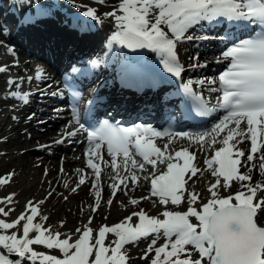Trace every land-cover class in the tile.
<instances>
[{
  "label": "snow or ice",
  "instance_id": "6c2138e0",
  "mask_svg": "<svg viewBox=\"0 0 264 264\" xmlns=\"http://www.w3.org/2000/svg\"><path fill=\"white\" fill-rule=\"evenodd\" d=\"M97 3L104 4L105 0H97ZM83 15L95 21L100 19L92 7H88ZM104 15L113 18L116 25V31L108 37L109 50L113 43L133 50L150 49L160 57L164 70L177 78L185 70L178 57L177 45L182 41L210 39L187 34L201 22L227 21L241 28L255 25L260 31L253 29L254 35L233 42L221 51L216 60L227 62V67L217 79H189L180 85L198 116L223 110L210 129L172 133L142 125L122 127L108 120L89 128L73 104L72 119L65 126L62 137L54 143L70 142V138L86 133V166L92 170V187L96 189L92 211L101 206L102 163L115 173L110 185L113 197L118 191L127 194L126 190H132L128 181L132 186L145 181L150 184V195L130 198V205L139 207L141 200L157 197L151 202L158 209L163 206V211L159 215H149L140 208L120 222L102 225L98 230L90 226L92 217L89 216L87 224L65 234L34 222L37 216L42 221L48 217L40 213L43 200L35 203L30 200L25 211L11 222L0 219V264H21L19 259H11V254L32 264L37 261L39 264H130L126 246L150 236L165 238L158 247H153L156 244L153 239L144 253L142 258H149V252L154 253L151 264H264V181L252 183L250 173L255 164L247 171H241L249 162L258 159L259 172L264 175V0H119L118 5ZM220 39L226 43L228 38ZM103 62L97 59L88 64L95 69ZM206 66L207 62L189 65L190 68ZM4 71L7 68L0 67V72ZM71 72L77 74L81 69L72 67ZM42 76V70H38L36 78ZM8 83L14 82L9 80ZM217 83L218 87L208 88L209 93H219L209 107V101L195 91L193 85ZM58 94L52 93L53 96ZM10 95L28 101L27 93L12 91ZM164 136L169 137V143L161 148L155 141ZM174 137L187 139L189 147L196 144L202 152L211 149L214 155L204 159L207 168L201 169L194 163L196 152H190L189 147L170 149ZM248 142V147H240ZM104 149L110 160H105ZM147 166H151V171ZM77 172L81 174L79 188L88 181L83 169H77ZM205 172L215 179L207 186L210 193L207 202L198 203L200 194L189 181L198 174L203 177ZM12 176L13 173H8L0 178V184L8 183ZM222 190L226 194H221ZM4 199L12 203L11 196ZM106 203L110 206L113 200L110 198ZM185 204L186 210H177ZM10 211L0 207V214L5 217ZM134 217L138 222L133 221ZM109 234L115 239H110ZM34 245L45 246L61 255L38 252Z\"/></svg>",
  "mask_w": 264,
  "mask_h": 264
},
{
  "label": "bare ground",
  "instance_id": "6f19581e",
  "mask_svg": "<svg viewBox=\"0 0 264 264\" xmlns=\"http://www.w3.org/2000/svg\"><path fill=\"white\" fill-rule=\"evenodd\" d=\"M118 3L119 0H105L104 4L97 3V0H74V2L73 0H28L25 3H20L18 0H0V67L7 68V71L0 72V178L6 177L8 173H13L8 183L0 184V207H4L6 211L12 210L7 217L0 214V219L11 222L21 212L25 211V205L28 201L31 200L35 203L43 200L40 213L42 216H47L48 220L42 221L40 216H37L34 222H40L45 227L70 234L76 228L87 224L90 214L92 217L90 226L94 230H98L97 224L100 221L103 222V225L111 226L131 215L132 211H139L140 208H143L149 215H159L163 211V206L158 209L151 202L157 200V197H151L147 201L141 200L139 207L130 205V196L139 199L142 196L150 195V184L145 181H141L139 186H132L131 181H128L132 190H126L127 194L118 191L113 197L110 185L114 182L112 177L115 173L103 163L101 167L104 170L99 182L102 189L101 206L95 212L92 211L96 203V189L92 187V180L94 179L92 170L86 166L85 151L88 148L86 135L81 132L76 137H72L74 144H67V140L62 144L54 143L55 138L62 137L65 126L68 124L65 119L69 117L70 111L67 109L66 103L47 106L50 104L46 100L47 95L53 97L52 93L54 92L62 94L61 82L56 77L62 70L69 69L74 64L89 62L93 57L103 60L104 55L111 53L113 47L109 50L107 46L108 37L116 29V25L113 18L104 14L112 11ZM88 7L96 9L97 16L100 18L99 21L83 15ZM26 14L31 16L29 22H24L22 19ZM195 28L197 26L190 30ZM190 30L187 34H192V36L197 34L200 37L204 34V32L193 33ZM197 42L198 40L195 39L182 41L177 45L181 59L186 64L193 61L192 52L195 51L197 54L198 50L195 48ZM222 50L225 49L204 47L195 55L198 57L197 61L208 60L207 66L201 67V69L213 72L210 80L217 79L222 72V70L216 71L221 64L217 62L216 58L220 56ZM29 55L38 56L39 61L31 63ZM112 64L113 62L110 61L111 66ZM38 70L43 72L40 79L36 78ZM93 71L98 75H105L109 72V67L101 63ZM199 73V75L192 74L191 77L194 81L199 80L200 75H204L203 72ZM185 77L187 76L185 75ZM9 80L14 83L9 84ZM194 85L199 90H208L209 87H217L218 83L216 85ZM99 89L106 91L105 94H107L105 103L101 102L102 106L111 103L118 107L107 113L117 112V114L124 116L122 112L124 111L129 115L127 116L129 119L135 113L138 116H147L153 120H157V116H163V119L166 115L168 117L175 116V105L170 103L171 108H168V104L164 106L161 101L163 100L161 94L151 93V96H148V93L138 94L135 89L126 93L115 90L111 84H105ZM12 91L27 93L28 101L24 102L21 98L12 97L10 95ZM209 94L212 99L218 96L217 93ZM43 102L46 103V108L41 104ZM145 109H148V112L145 113ZM44 112H48L49 116ZM51 114L54 116L51 117ZM42 118L46 121H42ZM69 119L71 120L72 117ZM40 120L43 124H39ZM214 123L202 130L175 131L172 133L202 132L210 129ZM157 140L161 148L164 144L169 143L167 136ZM249 145L250 142L240 145V147H248ZM52 146L55 147L53 151ZM73 146L77 150H81L80 154L72 150ZM183 147H189L187 139L175 137L172 139L170 149L180 150ZM32 151L37 153L30 156ZM103 151L106 153V149ZM189 151L196 152L194 163L199 168H207L204 159L209 158V155L212 154L211 149L202 152L198 145L191 144ZM60 154H64L62 158ZM104 157L105 160H110L107 154ZM61 161L63 171L59 167ZM259 163L258 159H254L241 169L242 172H245L252 164L256 165L250 173L252 183L264 181V175L259 172ZM44 166L46 173L42 175ZM147 167L151 171V166ZM77 169H83V175L88 181L86 184L80 185L79 188H77V184L81 174L77 172ZM185 178L187 179V176ZM214 179L210 173L205 172L203 177L198 174L197 177H193L189 181V185L200 194L201 200L198 203L207 202L210 196L207 186L214 182ZM73 188H77V190L73 192ZM50 192L52 193L51 196H49ZM221 194L226 193L222 190ZM9 196L12 197V203H8L4 199ZM110 198L113 203L109 206L106 201ZM172 207L175 208V206ZM186 207V204L181 205L177 210L183 211L186 210ZM133 221L138 222V218L134 217ZM109 238L115 239L111 234H109ZM153 238L156 240L153 247H158L165 242L163 236H151L150 239ZM144 239L126 246L130 258L131 254L138 253L137 260L134 261L131 258L130 264H151L150 258L154 256L153 252L148 253L149 258H142L151 245L150 243L147 244L146 241L141 243ZM53 251L54 254L61 255L58 251ZM17 259L21 260V264H26L24 258L17 257Z\"/></svg>",
  "mask_w": 264,
  "mask_h": 264
},
{
  "label": "rangeland",
  "instance_id": "374dc122",
  "mask_svg": "<svg viewBox=\"0 0 264 264\" xmlns=\"http://www.w3.org/2000/svg\"><path fill=\"white\" fill-rule=\"evenodd\" d=\"M210 44V43H209ZM192 52V51H191ZM195 52V51H194ZM194 52H192V54L194 53ZM194 55V54H193ZM29 57H30V62L31 63H34V62H37V61H39V58H38V56H36V55H29ZM32 57V58H31ZM206 62H207V59H206ZM199 72H203L202 74H204L205 76L206 75H208V74H213V72L211 71V70H205V69H201V67H199ZM205 72V73H204ZM200 74V73H199ZM201 77H203V76H201ZM209 78V77H208ZM27 82H29L28 80H27ZM50 98L49 97H47L46 98V100H47V102L49 103V100ZM46 102V101H45ZM45 102H43V103H41V104H43V106H45L44 108H46L48 105L49 106H51V104H47V106H46V103ZM44 113H46L48 116H49V114H48V112H44ZM42 120V119H41ZM41 120H40V123L39 124H43V122H41ZM45 120V119H44ZM46 121V120H45ZM49 123V122H48ZM52 148V151H53V149L55 150V147L53 148V146L51 147ZM74 150H76V149H74ZM37 152L36 151H32L31 153H30V156H32V155H34V154H36ZM63 155L64 154H60V156H61V158L63 157ZM59 167L62 169V167H63V163H62V161L59 163ZM45 173H46V167L44 166L43 168H42V175H45ZM130 198H131V196H130ZM129 198V199H130ZM107 207V206H106ZM105 207V208H106ZM98 220H100V218H98ZM104 221V220H103ZM97 224V223H96ZM98 225V228L100 227V226H102L103 225V222L102 221H100L99 222V224H97ZM93 226V225H92ZM147 242L148 241V238L147 239H144L143 241H141V243H143V242ZM33 248L36 250V251H38V252H46V253H48V254H54V251L53 250H48V249H46L44 246H42V245H34L33 246ZM55 255H58V254H55ZM58 256H60V255H58ZM137 256H138V253H136V254H131V258L132 259H134V261L135 260H137ZM17 259V258H16ZM25 260V259H24ZM26 261V260H25ZM20 262H21V260H20ZM26 264H32V262L31 261H26ZM36 264H37V262H36Z\"/></svg>",
  "mask_w": 264,
  "mask_h": 264
},
{
  "label": "water",
  "instance_id": "95a60500",
  "mask_svg": "<svg viewBox=\"0 0 264 264\" xmlns=\"http://www.w3.org/2000/svg\"><path fill=\"white\" fill-rule=\"evenodd\" d=\"M10 258L13 259V260H15L16 256L14 254H11L10 255Z\"/></svg>",
  "mask_w": 264,
  "mask_h": 264
}]
</instances>
